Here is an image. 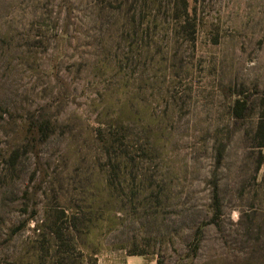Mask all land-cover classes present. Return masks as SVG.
Here are the masks:
<instances>
[{
  "label": "rangeland",
  "instance_id": "obj_1",
  "mask_svg": "<svg viewBox=\"0 0 264 264\" xmlns=\"http://www.w3.org/2000/svg\"><path fill=\"white\" fill-rule=\"evenodd\" d=\"M264 264V0H0V264Z\"/></svg>",
  "mask_w": 264,
  "mask_h": 264
},
{
  "label": "crops",
  "instance_id": "obj_2",
  "mask_svg": "<svg viewBox=\"0 0 264 264\" xmlns=\"http://www.w3.org/2000/svg\"><path fill=\"white\" fill-rule=\"evenodd\" d=\"M107 264H140V262H138V260H136V259L124 257V258H120L119 260H117L115 262L109 261V263H107Z\"/></svg>",
  "mask_w": 264,
  "mask_h": 264
}]
</instances>
